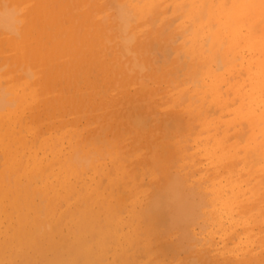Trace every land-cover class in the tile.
<instances>
[{"label": "bare ground", "instance_id": "1", "mask_svg": "<svg viewBox=\"0 0 264 264\" xmlns=\"http://www.w3.org/2000/svg\"><path fill=\"white\" fill-rule=\"evenodd\" d=\"M202 206L174 264H264V0H0V264L171 261Z\"/></svg>", "mask_w": 264, "mask_h": 264}, {"label": "rangeland", "instance_id": "2", "mask_svg": "<svg viewBox=\"0 0 264 264\" xmlns=\"http://www.w3.org/2000/svg\"><path fill=\"white\" fill-rule=\"evenodd\" d=\"M62 2H63V1H62ZM63 3H64V2H63ZM167 3H169V2H167ZM167 3H166V8L164 9V12L167 11V10H168V11H167V13L165 12L166 14H164V15H166L167 17H168V16H176V14L178 15L179 12H178V13H177V12H174L173 7L170 6V5L168 6ZM167 6H168V7H167ZM161 14H162V16H163V12H162ZM179 16H180V14H179ZM182 21H183V19H178V20H176V24H178V23H180V22H182ZM187 21H188V20H185V22L183 23V25H184L185 28L188 26V25H187ZM188 23H189V21H188ZM186 25H187V26H186ZM187 29H188V27H187ZM176 32H177V30H175V33H176ZM186 32H187V31H186ZM176 34H177V33H176ZM179 35H180V36L178 37V39H177V41H176L177 44H178V43H181V42H184V40H186V35H187V33H184V34H183V33H180ZM182 35H183V36H182ZM219 59H220V58H219ZM217 60H218V59H217ZM161 62H162V61H161ZM201 91H202V90L199 89V88H198V89H194V94H193L192 96H196V94H199V96H202L203 93H201ZM192 96H191V99H190V101H191L192 104H200V103H201L200 100L194 99V98H192ZM196 97H197V96H196ZM157 98H158V97H157ZM195 100H197V101H195ZM156 101H157V100H156ZM188 102H189V101H187L186 103L182 104L181 107L184 108V107L187 105ZM194 102H195V103H194ZM157 105H158L159 107H158V106L155 107V108H156V109H155V112L158 113V114H160L161 111H162L161 108H163V105H162V101H161L159 98H158V104H157ZM209 105H210V104H209ZM210 106H211V105H210ZM211 107H213V106H211ZM190 108H191V107H190ZM213 108H214V107H213ZM186 121H187V120H186ZM182 122H183V121H182ZM186 124H187V122H186ZM186 124H185V125H186ZM186 127H187V126H186ZM122 128H124V127H122ZM186 129H187V128H186ZM121 130H122V129H121ZM121 130H120V131H121ZM120 131H119V132H120ZM185 131H186L187 133L183 135V133H184ZM185 131L182 132V133H180L181 135H179V134H175V135H179V137H181V138H183V139L185 140V138L187 139V137H188V135H189V134H188L189 131H188V130H185ZM121 132H122V131H121ZM177 133H179V132H177ZM113 135H116V134L113 133ZM117 135H118V130H117ZM183 136H185V138H184ZM128 137H129V136H128ZM177 137H178V136H177ZM179 137H178V138H179ZM131 138H133V137L131 136ZM131 138H130V139H131ZM172 138H173V137H172ZM178 138H176V136H175L174 139L177 140ZM179 140H182V139H179ZM127 142H128V139L126 140V143H127ZM128 143H129V142H128ZM185 143H187V142L185 141ZM189 145H191V144H189ZM189 145L187 144L188 147H189ZM186 150H187V147H186V149H184L183 152H184V153H185V152H188V153L190 152V149H188L187 151H186ZM178 151H179V150H178ZM179 153H180V151H179ZM177 154H178V153H177ZM186 154H187V153H186ZM178 155H180V154H178ZM176 159H177V158H176ZM178 159H179V157H178ZM178 159H177V160H178ZM126 164H129V163L126 162ZM178 164H179V165H178ZM180 164L184 165V161L182 160L181 157H180V159H179L178 161H176V163H175L176 167H174V169L176 168V169H178L179 171H181V172H183V173H184V171H185L186 169H187V171L189 170V169L186 168V167L183 168L182 170H180V169L183 167V166H181ZM143 166H144V165H142V167H143ZM178 166H179V167H178ZM134 167H136V166H134ZM144 167H145V166H144ZM177 167H178V168H177ZM137 168H138V167H137ZM134 169H135V168H134ZM138 169H139V168H138ZM143 169H144V168H142V170H143ZM142 170H140V169H139V171H138V170H135V171L138 172V173H136V174H137V177H136L137 179H136V180H138L137 182L139 183V181L143 178V181H144V182H142V180H141V183L144 184L145 182L148 181L149 177L147 176V174H143V171H142ZM156 171H157V170H156ZM156 171H155V169H154V172H155V173L158 172V171H157V172H156ZM187 171H185V173H187ZM141 172H142V173H141ZM171 172H172V170H171ZM189 172H190V171H189ZM189 172H188V173H189ZM188 173H187V175L190 174L189 176H187L188 182H190V180H191L190 183L195 184V183H193V181L196 180V179H198V177H197L198 174H197V173H194V175H196V176H194L193 174H191V173L188 174ZM191 175H192V176H191ZM188 177H189V178H188ZM195 177H196V178H195ZM194 178H195V179H194ZM197 181H199V180H197ZM194 182H196V181H194ZM198 183H199V182H196V186H198L199 188H202V190L205 191V190L203 189V186L201 187V185H202L201 183H202V182L200 181V184H201V185L198 184ZM199 185H200V186H199ZM196 186H195V187H196ZM198 187H196V189H197L196 191H197V193H199V195L203 194V195H201V196H202V197H201V200H203V202H204V201L206 200V198H208L207 196H206V198H205V195H207V194H205L206 191H205L204 193H202L203 191H202L201 189L198 190ZM200 192H201V193H200ZM202 198H203V199H202ZM207 202H208V199H207ZM207 202L205 201L204 204H203V205H205V203H206V205H207L206 209L208 208V203H207ZM204 209H205V206H202V208H201V212H202V214L199 215L200 217H198L197 221H198V223H199L198 225H200L201 227H203L204 225H206V226L203 227L205 231H204L203 228H201V227H199V228H200V230H199V228H197L198 225L196 224V223H197V222H196V223L192 226V229H193V228H195V229H194V230H190V231H191L190 233L193 232V234H191L193 237H190V239L192 238L193 240L191 239V240L188 241V239H187V241L189 242V244H188L187 242L185 243L186 240H185L184 238H183L182 240H181L180 237H179V239H177L179 233H178V235L176 234L177 237L175 238V240L177 239V240H179V241H183L184 243L182 242V246H181V242L178 243L177 240H176L175 242H177L178 244L176 243V245H174L175 242L173 241V240H174L173 238L175 237V235L172 234V233H177L176 231L171 233L173 236H171V234H170V235H166V236H165L166 241H167V242L170 241L169 243H171V242L173 241L172 244H171V246H172V247H175V246H176L178 252H179V251H180V252H179L178 255H177V254L175 255L176 251H175L174 255L172 254V255H173V259L175 258V260L173 261V259L171 258V259H172L171 261H173V262L171 263L169 256H171L170 254H171L172 252L168 249V250H169V251L167 252L168 254H167L166 252H162V253L160 254L159 252H161V250L158 249V247H157V243H155V244H153V245H155L154 247H156L155 250H156V252L159 250V252L156 253V257H154V261L156 260V258H158V259L160 260L161 256H163L162 254H165V255L167 254V255H169L168 257H164V256H163V258H161L162 260L166 258V259L164 260V262H160V261H161V260H160L159 262H155V263H157V264H165V261H168V258H169V261L166 262V263H168V264H174L176 261H178V260H180V259L182 260V258L184 257V255H188V256L190 255V256H192V257L194 258V256L197 254V251H199V250H203V248H204V246H203V244H202V243H203V241H202V240H203V237L206 236V238L204 237L205 240H206L207 237H208V236H207V232H208L207 230H210V228L212 229L213 226H214L213 222L210 221V219L207 217V216H208L207 213H204V212H205ZM127 214H128V213H127ZM127 214H125L124 216H125L126 218H129V215H127ZM126 215H127V216H126ZM209 215H210V214H209ZM124 216H123V217H124ZM204 216H205V217H204ZM125 217H124V218H125ZM202 217H203V218H202ZM126 218H125V219H126ZM204 218H205V219L208 218L209 220H207V219L205 220ZM199 219H200V220H199ZM201 219H202V220H201ZM203 219H204V220H203ZM128 220H129V219H126V222H125V223H128ZM201 221H203V222H201ZM209 221H210V222H209ZM204 222H205V224H204ZM206 222H207L208 224H207ZM200 223H201V224H200ZM211 223H212V225H211ZM196 225H197V226H196ZM202 225H203V226H202ZM209 225H210V226H209ZM125 226H126V227H125ZM208 226H209V227H208ZM124 227H125V228H124ZM127 227H128V228H127ZM205 227H206V228H205ZM128 229H129L128 224H127V225L123 224V231H124V230L127 231ZM197 231H198V234H197ZM202 231H203V232H202ZM199 232H201V233H199ZM205 232H206V234H205ZM204 234H205V235H204ZM200 235H203V236H200ZM194 236H196L197 238L194 237ZM198 237L200 238L199 241H198V239H199ZM201 237H202V238H201ZM165 238H164L163 242H161V243H164V242H165ZM170 239H171L172 241H171ZM194 239H195V240H194ZM201 239H202V240H201ZM196 240H197V241H196ZM190 241H191V242H190ZM194 241H195L196 243L193 244L195 247H193L194 249H192V247H189L188 245H190V244H191L192 242H194ZM201 241H202V242H201ZM167 242H165V243L167 244ZM199 242L202 244V247H201V244H200ZM165 243H164V244H165ZM164 244H163V245H164ZM166 244L164 245L165 247H167V246L170 245V244H167V245H166ZM183 244H184V245L186 244L187 246H186V245L184 246ZM199 244H200V245H199ZM173 245H174V246H173ZM177 245H178V246L180 245L179 247H182V248H181V249L178 248ZM199 246H200L201 248H198ZM183 247H184V249H183ZM186 247H187V248H186ZM188 247H189V248H188ZM185 248H186V250H188V251H187L186 253H184L185 251H183V253H182L181 250H185ZM196 248H197V249H196ZM157 249H158V250H157ZM164 249H165V248H164ZM170 249H171V247H170ZM173 249H174V248H173ZM179 249H180V250H179ZM198 249H199V250H198ZM174 250H176V249H174ZM174 250H173V252H174ZM193 250H196V251H194V254L192 253ZM150 251H151V253H152L154 250H153V251L150 250ZM162 251H163V249H162ZM164 251H166V249H165ZM190 251H191V253H190ZM140 252H141V251H138V252H136L135 254L138 255V253H139V255H142V257H141V256H140V257L138 256L139 259H140L141 264H142V262H144V259H146V260H145V263H146V264H154L153 261L149 260V259H151V258H149L150 255H146V254H144V253L141 254ZM170 252H171V253H170ZM154 253H155V251L153 252V254H154ZM107 254H108V253H107ZM143 254L146 255V257L143 256ZM108 255H109V256H108ZM108 255H106V258H108V260H109V262H110V263H109V262H108V263L111 264V261H110V258H111L110 256L112 255L111 252H110V254H108ZM136 255H135V258L137 257ZM157 255H158V257H157ZM160 255H161V256H160ZM180 255H181V256H180ZM174 256H176V257H174ZM188 256H185V257H188ZM190 256H189V258H190ZM144 257H145V258H144ZM159 257H160V258H159ZM171 257H172V256H171ZM195 257H196V256H195ZM143 258H144V259H143ZM148 258H149V259H148ZM178 258H179V259H178ZM189 258H188V259H189ZM111 259H112V258H111ZM142 259H143V260H142ZM147 259H148V260H147ZM183 259H184V258H183ZM185 259H186V258H185ZM108 260H107V261H108ZM135 260L137 261L138 258H136ZM186 260H187V259H186ZM138 261H139V260H138ZM148 261H150V262H148ZM157 261H158V260H157ZM105 262H106V259H105ZM106 263H107V262H106ZM108 263H107V264H108ZM134 263L137 264V262H134ZM131 264H133V263H131ZM138 264H140V263L138 262ZM143 264H144V263H143Z\"/></svg>", "mask_w": 264, "mask_h": 264}]
</instances>
